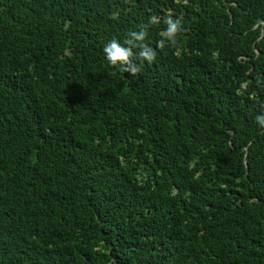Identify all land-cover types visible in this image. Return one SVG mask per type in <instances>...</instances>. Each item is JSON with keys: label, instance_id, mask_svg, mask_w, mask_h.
Instances as JSON below:
<instances>
[{"label": "trees", "instance_id": "obj_1", "mask_svg": "<svg viewBox=\"0 0 264 264\" xmlns=\"http://www.w3.org/2000/svg\"><path fill=\"white\" fill-rule=\"evenodd\" d=\"M263 22L264 0H0V264H264ZM142 25L132 76L103 48Z\"/></svg>", "mask_w": 264, "mask_h": 264}, {"label": "clouds", "instance_id": "obj_2", "mask_svg": "<svg viewBox=\"0 0 264 264\" xmlns=\"http://www.w3.org/2000/svg\"><path fill=\"white\" fill-rule=\"evenodd\" d=\"M158 22L157 17L150 18V24ZM163 22L166 25L163 33L164 38L156 44V48L160 50L175 45L177 43L176 37L184 31L182 16L173 18L168 15ZM148 27V25H142L138 31L129 32L128 38L124 40L123 44L115 38L109 41L103 48L108 63L113 67L123 66L125 72L135 76L142 70L145 61L148 63L155 61L157 51L145 43L148 36ZM134 48L139 49V51L134 52ZM256 121L261 127H264V115H258Z\"/></svg>", "mask_w": 264, "mask_h": 264}, {"label": "water", "instance_id": "obj_3", "mask_svg": "<svg viewBox=\"0 0 264 264\" xmlns=\"http://www.w3.org/2000/svg\"><path fill=\"white\" fill-rule=\"evenodd\" d=\"M264 23V22H263ZM246 156H247V154H246ZM246 156H245V159H246Z\"/></svg>", "mask_w": 264, "mask_h": 264}]
</instances>
